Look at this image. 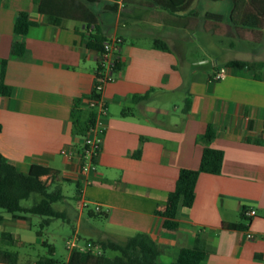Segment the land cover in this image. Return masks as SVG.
Listing matches in <instances>:
<instances>
[{
	"label": "crops",
	"instance_id": "1",
	"mask_svg": "<svg viewBox=\"0 0 264 264\" xmlns=\"http://www.w3.org/2000/svg\"><path fill=\"white\" fill-rule=\"evenodd\" d=\"M165 4L0 0V60L7 59L4 82L12 88L9 96L0 95V153L22 172L31 165L59 172L63 180L54 187L63 199L54 209L76 221L77 241H122L146 233L162 264L174 262L181 248L196 246L205 249L199 264H264V68L224 65L264 61V4L185 0L174 12ZM20 11L34 24L15 37ZM95 34L122 39L121 65L101 94L106 129L96 169L81 174L79 155L67 158L60 151H81L88 117L95 113L86 104L98 55L86 44ZM155 39L168 49L155 47ZM15 41L23 44V57L10 56ZM210 56L222 62L209 64ZM220 71L223 77L216 79ZM208 125L214 132L209 146L223 152L221 170L200 173L191 207L171 212L168 194L181 168L199 167ZM66 184L76 187V208L63 193ZM248 208L253 217L244 215ZM1 215L2 241L32 243L21 235L27 214ZM165 221L176 227H165ZM229 224L240 227L225 228Z\"/></svg>",
	"mask_w": 264,
	"mask_h": 264
},
{
	"label": "trees",
	"instance_id": "2",
	"mask_svg": "<svg viewBox=\"0 0 264 264\" xmlns=\"http://www.w3.org/2000/svg\"><path fill=\"white\" fill-rule=\"evenodd\" d=\"M185 0H166L165 8L171 12L182 8ZM49 22L53 25L50 19ZM34 22L30 20L29 14L25 11L17 13L13 31L15 37L24 36L28 28ZM106 39L98 34L92 35L86 46L94 54H98L102 49V43ZM154 46L162 50H167V45L159 40H154ZM25 49L21 42L15 41L12 45L10 56L23 57ZM7 59L0 60V95L9 96L12 88L4 82V74ZM225 67L233 69H254L264 68V61L247 62L243 60L227 61ZM189 100L186 99L185 109L188 108ZM94 120V113L88 117L86 130ZM85 130V131H86ZM84 131V133H85ZM214 136L211 125H208L205 133L201 137L205 144L200 164L197 169L181 168L174 189L168 194V206L171 212L180 205L185 208L191 207L194 200V190L197 177L200 173L218 174L221 170L223 152L209 146V142ZM63 180L59 172L50 167L41 165H31L27 172H22L11 164L0 153V208L11 214L13 218L23 217L25 214H33L42 217L39 223L38 234L47 227L54 219L63 218V214L54 209L53 204L63 199V195L58 187L51 190V186ZM33 194L40 195L37 202L25 207L21 201L29 199ZM4 217L0 214V224ZM164 226L175 228L176 223L165 221ZM238 224H229L225 228H239ZM101 246L102 254L96 255L88 251L83 252L76 249L70 251L66 263L54 259L52 249L49 248V256L38 257L34 264H162L158 261L160 250L156 243L146 233H136L122 241H115L110 238L96 241ZM112 251L116 254L113 257L106 256L104 252ZM205 257V249L202 246L192 248H181L174 262L169 264H199ZM18 260L17 252L8 249H0V261L16 264Z\"/></svg>",
	"mask_w": 264,
	"mask_h": 264
},
{
	"label": "built area",
	"instance_id": "3",
	"mask_svg": "<svg viewBox=\"0 0 264 264\" xmlns=\"http://www.w3.org/2000/svg\"><path fill=\"white\" fill-rule=\"evenodd\" d=\"M121 45L122 39L119 37L113 39H106L102 43V49L97 55V64L94 70V85L91 94L86 98V104L89 108L95 109L94 120L89 124L87 130L82 135V148L80 152H75L69 149H61L60 153L67 158L73 157L75 154L79 155L82 160L80 172L86 174L95 171V160L99 155L104 133L106 129L105 124V103L102 98V91L106 84L112 82L116 78L117 71L121 65ZM216 79L223 77V71L216 73ZM96 212L101 209L98 205L94 207ZM256 214L253 208L244 210V215L253 217ZM248 239L254 238L251 232L246 233ZM68 250H79L83 252H90L92 254L100 255L103 253L101 246L92 241H86L84 245H78L77 239H70L66 241Z\"/></svg>",
	"mask_w": 264,
	"mask_h": 264
},
{
	"label": "rangeland",
	"instance_id": "4",
	"mask_svg": "<svg viewBox=\"0 0 264 264\" xmlns=\"http://www.w3.org/2000/svg\"><path fill=\"white\" fill-rule=\"evenodd\" d=\"M261 3L264 4V0H260ZM264 26V25H261ZM264 35V33H263ZM233 58V57H232ZM208 60V63H214L216 59L218 64L222 62L221 57L217 56H210L205 57ZM200 69V68H199ZM54 189V186H51V190ZM63 193L67 196V200L71 205L75 208L76 200L74 199L76 193V187L74 184H66L64 187ZM40 199V195L33 194L28 200L21 201L23 206H29L34 202H37ZM60 203L56 202L53 204L55 209L60 208ZM3 215H8L7 212L3 211ZM27 222L23 226L20 227L21 235L25 236L32 240L31 244H25L23 246H19L16 243H10L9 241H2L0 239V248L1 249H8L10 251L17 252L18 260L20 262H25L29 259H37L41 256H49V246L53 247L52 257L60 262H63L67 256L68 250L66 249V241L70 239H74V231L76 228V221L74 219L71 220H64L62 218L54 219L52 222L45 227L40 234L39 231V223L42 220V217L27 214ZM86 218V214L84 215ZM9 230H13V227H7ZM43 243H47L45 245ZM78 245H84L85 241H77ZM106 256L113 257L116 253L112 251L104 252ZM167 263L168 261H163Z\"/></svg>",
	"mask_w": 264,
	"mask_h": 264
}]
</instances>
